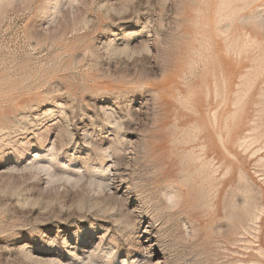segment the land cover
<instances>
[{
    "label": "rangeland",
    "instance_id": "obj_1",
    "mask_svg": "<svg viewBox=\"0 0 264 264\" xmlns=\"http://www.w3.org/2000/svg\"><path fill=\"white\" fill-rule=\"evenodd\" d=\"M0 264H264V0H0Z\"/></svg>",
    "mask_w": 264,
    "mask_h": 264
},
{
    "label": "bare ground",
    "instance_id": "obj_2",
    "mask_svg": "<svg viewBox=\"0 0 264 264\" xmlns=\"http://www.w3.org/2000/svg\"><path fill=\"white\" fill-rule=\"evenodd\" d=\"M11 154V156H13L14 158L16 157L15 155H13L12 153H10Z\"/></svg>",
    "mask_w": 264,
    "mask_h": 264
}]
</instances>
